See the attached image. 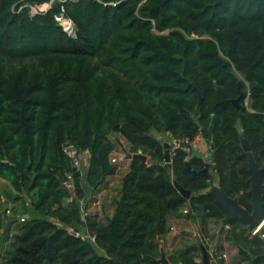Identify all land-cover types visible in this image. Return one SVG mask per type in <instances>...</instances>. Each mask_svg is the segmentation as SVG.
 Returning <instances> with one entry per match:
<instances>
[{"label": "trees", "instance_id": "16d2710c", "mask_svg": "<svg viewBox=\"0 0 264 264\" xmlns=\"http://www.w3.org/2000/svg\"><path fill=\"white\" fill-rule=\"evenodd\" d=\"M49 1L0 0V178L37 213L0 264H159L157 240L171 213L188 204L202 232L224 217L215 196L202 193L214 171L251 212L237 127L264 167V0H65L36 14L25 5ZM61 7L73 38L53 19ZM155 133L199 135L213 145L211 160L178 147L168 165ZM111 134L148 158L130 159L111 216L83 220L76 200L117 170ZM67 142L89 153L84 173L65 158ZM262 183L264 203V170ZM176 184L191 192L189 203ZM228 225L243 258L264 264V239ZM81 228L94 243L69 232ZM197 250L177 251L169 264H198Z\"/></svg>", "mask_w": 264, "mask_h": 264}, {"label": "crops", "instance_id": "0c3cea01", "mask_svg": "<svg viewBox=\"0 0 264 264\" xmlns=\"http://www.w3.org/2000/svg\"><path fill=\"white\" fill-rule=\"evenodd\" d=\"M159 136L158 138L167 142L170 148L174 144V138L170 135L160 134ZM110 137H115L119 141L118 144H115L110 157L118 156L121 152L124 153V156L116 162V172L107 176L104 182L94 190V193L88 191V195L85 196V201L87 202V208H85L88 210L89 216H95L100 220H105L113 214L114 202L120 195L121 180L128 170L131 159L127 156L130 152L129 144L126 140L117 134H111ZM211 154V145L201 136H196L194 144L190 147L189 156L210 161ZM84 159L85 168L82 170L83 173L86 171L89 159L87 151L84 152ZM212 173H214L215 179L202 193L210 190L212 186H219L215 171ZM90 194L99 198V206L94 204L93 198H88ZM187 200V203H189V198ZM71 201L72 198L67 197L64 203L68 204ZM6 209L12 210L14 215L9 216L6 214ZM29 211L34 214L33 217L37 215L33 211L27 195L23 192L15 191L8 181L0 178V261L6 252L11 250L12 238L24 224L17 220V215L30 218L31 213ZM171 226L173 227L172 230L170 229ZM167 227L166 233L157 240L159 264H169V259L173 254L192 245H195L198 249L195 257V261L198 264H249L243 258L247 251L242 253L241 250L245 249L235 244L228 236L229 225L228 222H225L224 217L209 220L206 224L205 232H202L200 220L195 214L189 212L188 204H185L180 210L168 216ZM199 235L207 238L206 244L199 240Z\"/></svg>", "mask_w": 264, "mask_h": 264}, {"label": "water", "instance_id": "95a60500", "mask_svg": "<svg viewBox=\"0 0 264 264\" xmlns=\"http://www.w3.org/2000/svg\"><path fill=\"white\" fill-rule=\"evenodd\" d=\"M237 105V102L234 101ZM237 131L241 139V145L245 154L247 155L248 168L247 171L249 173L250 180V189L249 192L252 196L253 208L252 211H247L244 207H242L236 197L228 196L225 191L220 186H212L210 190L205 192L206 194H213L215 196L216 201L221 205L224 210V220L225 222H229L231 220L238 221L246 226V234L250 235L251 231L258 227L260 223L264 219V203H263V183H262V172L264 167H258L255 161V158L250 151V147L248 142L244 138V134L241 131L240 127H237ZM164 147V161L170 165L171 153H170V145L167 142H163ZM211 149H213V145H211ZM128 158H132L133 156L140 157L143 161L147 160V156L143 154H128ZM186 166L190 168L188 162H185ZM208 170V168H205ZM214 171V168H212ZM219 185V184H218ZM178 191L185 197L189 198L191 192L189 190H184L181 186L176 184ZM242 253H246L245 250H241Z\"/></svg>", "mask_w": 264, "mask_h": 264}, {"label": "built area", "instance_id": "2783aa9c", "mask_svg": "<svg viewBox=\"0 0 264 264\" xmlns=\"http://www.w3.org/2000/svg\"><path fill=\"white\" fill-rule=\"evenodd\" d=\"M54 1H65V0H50L49 2H45V3H34V4H25L28 8L31 14H36V13H45L47 12L51 6L52 3ZM53 19L56 22V24L61 27V29L63 30V32L73 38L76 35V26L74 25L73 21L64 14V9L63 7L60 8V10L56 13L53 14ZM182 142L184 144H182ZM195 142V137L193 139H183V140H177L174 139V144L171 146L170 150L172 151L175 148L180 147L182 150L189 152L190 151V147L192 144H194ZM62 152L65 156V158H67L71 164V166L73 168H75L77 171L82 173L81 170V165L83 166L85 163V159H84V152L83 150H81L79 147H77L76 145H74L73 143L67 142L62 146ZM138 154L141 153L140 150L137 151ZM124 156V153H120L118 154V156H113L110 157V162L116 164V162H118L119 160H121ZM71 175L68 174V180L64 181V185L67 188L72 189V185L70 183V179ZM72 198V200H74V194L72 193V195L70 196ZM88 198H93L94 200V204L96 206L100 205V200L99 198L93 197V195H89ZM87 198V199H88ZM85 197L84 198H79L76 201L78 202L79 206H80V213H81V218L83 220H85V218L88 217L89 212L86 209L87 208V202L85 201ZM86 207V208H85ZM6 214H8L9 216L12 215V210L10 209H6ZM26 219V217L19 215L17 217V220L20 222H23ZM170 229L172 230L173 227L171 226ZM69 232L74 235L75 237L81 238V239H86L89 242L94 243L95 242V236L93 234H90L86 228H81L79 230H74V229H69ZM259 235L260 238L264 239V219L263 221L260 223V225L256 228H254L250 235ZM199 240H201V242L203 243H207V238L203 237L201 235L198 236Z\"/></svg>", "mask_w": 264, "mask_h": 264}, {"label": "rangeland", "instance_id": "374dc122", "mask_svg": "<svg viewBox=\"0 0 264 264\" xmlns=\"http://www.w3.org/2000/svg\"><path fill=\"white\" fill-rule=\"evenodd\" d=\"M164 33H166V31H165ZM233 71H234V73L237 75L238 78H241V79L243 78V76H241V75H240L239 73H237L235 70H233ZM248 102H249L248 99H246V104H248ZM155 135H156L157 137H160V136H159V135H160L159 133H155ZM112 140L115 142V144H118V143H119L118 139L115 138V137L112 138ZM81 167H82L81 170H84L85 166H84V165H83V166L81 165ZM82 173H83V171H82ZM24 207H25V206H24ZM25 208H26V207H25ZM26 212H27V211H26ZM26 212H25V213H26ZM29 213H31L30 215L33 217L34 214H33L32 212H30V211H29ZM12 215H14V212H13V211H12ZM18 216H19V215H17V217H18ZM26 219H28V218L26 217ZM19 222H20V221H19ZM11 249H12V245H11Z\"/></svg>", "mask_w": 264, "mask_h": 264}, {"label": "clouds", "instance_id": "9594fccd", "mask_svg": "<svg viewBox=\"0 0 264 264\" xmlns=\"http://www.w3.org/2000/svg\"><path fill=\"white\" fill-rule=\"evenodd\" d=\"M170 153H171V150H170ZM130 154H132V153H130ZM136 154H138V153L136 152ZM140 154H142V153H140Z\"/></svg>", "mask_w": 264, "mask_h": 264}]
</instances>
